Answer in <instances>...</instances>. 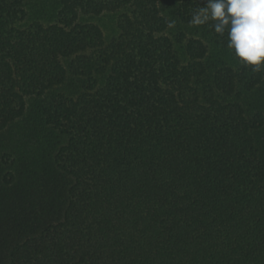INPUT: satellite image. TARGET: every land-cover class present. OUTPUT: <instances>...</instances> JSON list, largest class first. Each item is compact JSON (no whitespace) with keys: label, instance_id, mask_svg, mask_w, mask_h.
I'll return each mask as SVG.
<instances>
[{"label":"trees","instance_id":"16d2710c","mask_svg":"<svg viewBox=\"0 0 264 264\" xmlns=\"http://www.w3.org/2000/svg\"><path fill=\"white\" fill-rule=\"evenodd\" d=\"M0 264H264V0H0Z\"/></svg>","mask_w":264,"mask_h":264}]
</instances>
